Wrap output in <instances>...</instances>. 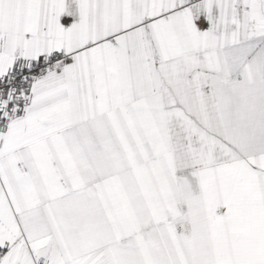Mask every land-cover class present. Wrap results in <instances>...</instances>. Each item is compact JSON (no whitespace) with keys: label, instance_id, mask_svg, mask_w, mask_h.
<instances>
[{"label":"snow or ice","instance_id":"1","mask_svg":"<svg viewBox=\"0 0 264 264\" xmlns=\"http://www.w3.org/2000/svg\"><path fill=\"white\" fill-rule=\"evenodd\" d=\"M0 264H264V0H0Z\"/></svg>","mask_w":264,"mask_h":264}]
</instances>
